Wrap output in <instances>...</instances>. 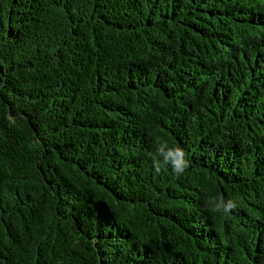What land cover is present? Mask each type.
<instances>
[{
  "label": "trees",
  "instance_id": "1",
  "mask_svg": "<svg viewBox=\"0 0 264 264\" xmlns=\"http://www.w3.org/2000/svg\"><path fill=\"white\" fill-rule=\"evenodd\" d=\"M0 264H264V0H0Z\"/></svg>",
  "mask_w": 264,
  "mask_h": 264
},
{
  "label": "clouds",
  "instance_id": "2",
  "mask_svg": "<svg viewBox=\"0 0 264 264\" xmlns=\"http://www.w3.org/2000/svg\"><path fill=\"white\" fill-rule=\"evenodd\" d=\"M153 162V169L156 174H159L162 169L171 167L174 175L183 174L190 166V161L186 157V153L182 147L169 146L166 140H161L157 143L155 154H150ZM236 207L232 200L225 201L222 197L214 202L212 208L215 212H223L225 214Z\"/></svg>",
  "mask_w": 264,
  "mask_h": 264
}]
</instances>
